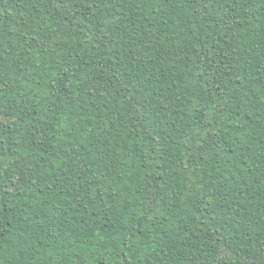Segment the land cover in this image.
I'll list each match as a JSON object with an SVG mask.
<instances>
[{"label":"trees","instance_id":"16d2710c","mask_svg":"<svg viewBox=\"0 0 264 264\" xmlns=\"http://www.w3.org/2000/svg\"><path fill=\"white\" fill-rule=\"evenodd\" d=\"M0 264H264V0H0Z\"/></svg>","mask_w":264,"mask_h":264}]
</instances>
